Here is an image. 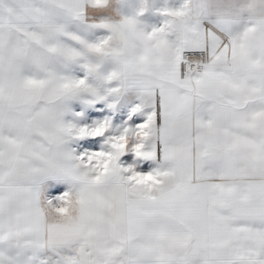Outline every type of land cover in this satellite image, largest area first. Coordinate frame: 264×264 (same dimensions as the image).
Returning <instances> with one entry per match:
<instances>
[{
	"label": "snow or ice",
	"instance_id": "1",
	"mask_svg": "<svg viewBox=\"0 0 264 264\" xmlns=\"http://www.w3.org/2000/svg\"><path fill=\"white\" fill-rule=\"evenodd\" d=\"M0 264H264V0H0Z\"/></svg>",
	"mask_w": 264,
	"mask_h": 264
}]
</instances>
